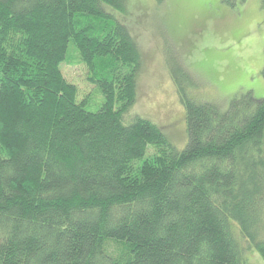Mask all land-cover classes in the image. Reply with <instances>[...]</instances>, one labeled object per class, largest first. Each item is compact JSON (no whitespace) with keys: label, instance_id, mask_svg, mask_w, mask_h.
<instances>
[{"label":"trees","instance_id":"trees-1","mask_svg":"<svg viewBox=\"0 0 264 264\" xmlns=\"http://www.w3.org/2000/svg\"><path fill=\"white\" fill-rule=\"evenodd\" d=\"M129 2L0 0V264H252L240 240L264 261V99L222 111L179 86L183 151L126 125L143 55L106 8Z\"/></svg>","mask_w":264,"mask_h":264},{"label":"rangeland","instance_id":"rangeland-1","mask_svg":"<svg viewBox=\"0 0 264 264\" xmlns=\"http://www.w3.org/2000/svg\"><path fill=\"white\" fill-rule=\"evenodd\" d=\"M134 35L143 55L137 102L126 117L140 116L162 129L179 151L188 145L186 112L178 88L197 101L226 111L231 100L251 93L264 99V10L261 0H130L126 13L107 7ZM89 111L103 103L82 65L63 63ZM239 238V236H238ZM252 264L261 256L243 240Z\"/></svg>","mask_w":264,"mask_h":264}]
</instances>
